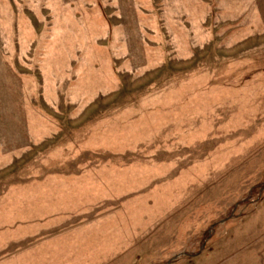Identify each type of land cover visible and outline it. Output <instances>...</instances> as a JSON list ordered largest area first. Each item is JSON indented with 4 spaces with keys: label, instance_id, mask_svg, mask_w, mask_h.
<instances>
[{
    "label": "rangeland",
    "instance_id": "rangeland-1",
    "mask_svg": "<svg viewBox=\"0 0 264 264\" xmlns=\"http://www.w3.org/2000/svg\"><path fill=\"white\" fill-rule=\"evenodd\" d=\"M0 264H264V0H0Z\"/></svg>",
    "mask_w": 264,
    "mask_h": 264
},
{
    "label": "water",
    "instance_id": "water-1",
    "mask_svg": "<svg viewBox=\"0 0 264 264\" xmlns=\"http://www.w3.org/2000/svg\"><path fill=\"white\" fill-rule=\"evenodd\" d=\"M181 256V254L177 255V257Z\"/></svg>",
    "mask_w": 264,
    "mask_h": 264
}]
</instances>
